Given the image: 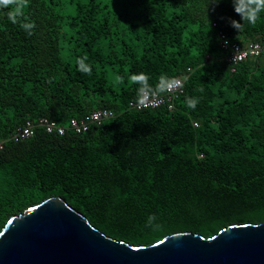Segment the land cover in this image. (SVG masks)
<instances>
[{
    "label": "trees",
    "instance_id": "1",
    "mask_svg": "<svg viewBox=\"0 0 264 264\" xmlns=\"http://www.w3.org/2000/svg\"><path fill=\"white\" fill-rule=\"evenodd\" d=\"M209 3L25 0L17 23L15 5L0 6V231L50 197L134 245L264 223V58L233 72L219 40L223 32L264 44V12L238 31L232 0ZM25 23L35 24L31 35ZM82 57L91 75L79 69ZM140 73L153 89L162 76L183 80L172 109L129 108ZM189 97L199 99L195 110ZM98 109L115 117L85 133L68 129ZM41 117L66 132L7 141ZM153 214L159 229L146 226Z\"/></svg>",
    "mask_w": 264,
    "mask_h": 264
},
{
    "label": "water",
    "instance_id": "2",
    "mask_svg": "<svg viewBox=\"0 0 264 264\" xmlns=\"http://www.w3.org/2000/svg\"><path fill=\"white\" fill-rule=\"evenodd\" d=\"M0 264H264V223L134 245L105 234L63 198L50 197L8 219L0 231Z\"/></svg>",
    "mask_w": 264,
    "mask_h": 264
},
{
    "label": "built area",
    "instance_id": "3",
    "mask_svg": "<svg viewBox=\"0 0 264 264\" xmlns=\"http://www.w3.org/2000/svg\"><path fill=\"white\" fill-rule=\"evenodd\" d=\"M220 46L226 52L225 61L231 67V71H235V67L248 59H263L264 58V44L260 42H248L245 45L234 43L229 40L227 35L223 32L219 33ZM237 50V55H236ZM236 55V58H235ZM235 59V60H234ZM178 81V85L171 92L156 93L155 95L149 93L140 96L137 101L131 102L129 108L136 111L154 110L161 106L168 105L172 109V99L174 96L182 92L183 80L174 79ZM115 117V113L108 109H98L81 119H71L68 129L77 134L85 133L92 125H101L103 122ZM198 126L197 123L194 124ZM38 129H44L47 134L56 133L63 135L66 132V127L57 122L45 117L35 120H27L24 125L17 128L15 132L9 135L7 141L21 142L33 137ZM4 146L3 140L0 139V149Z\"/></svg>",
    "mask_w": 264,
    "mask_h": 264
},
{
    "label": "clouds",
    "instance_id": "4",
    "mask_svg": "<svg viewBox=\"0 0 264 264\" xmlns=\"http://www.w3.org/2000/svg\"><path fill=\"white\" fill-rule=\"evenodd\" d=\"M221 2V0H210L209 4L217 5ZM233 7L235 12L241 16L243 23H240L236 20H230V24L232 27H234L236 30L240 31V29L243 27L244 24H255L257 20L260 18V13L264 12V0H232ZM25 4V0H0V6H8V5H15V9L11 12H9V19L13 23H17L18 16L22 14V9ZM208 4V5H209ZM208 11V8H207ZM26 30H28V34H32V30L35 28L34 23H25L22 25ZM237 55V50H236ZM235 55V58H236ZM87 60V57L78 58L77 63L79 65V69L88 74L91 75L92 68L91 65H88L85 63ZM235 60V59H234ZM131 80L133 83L139 84L140 88L138 89V94L140 96L147 95L149 93L155 95L157 92H171L177 85L178 81L170 78L161 77V81L159 85L155 89H153L149 84L148 80L149 77L144 74H134L131 77ZM200 91H203L201 89ZM199 103L198 98H192L189 97L186 100V104L189 108L195 110L197 104ZM158 218L155 216V214L150 215L148 217V221L146 226L151 227L154 230L159 229L160 225L158 223H155V221Z\"/></svg>",
    "mask_w": 264,
    "mask_h": 264
}]
</instances>
